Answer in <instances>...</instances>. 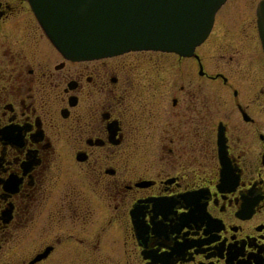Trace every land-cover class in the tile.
I'll use <instances>...</instances> for the list:
<instances>
[{"label":"flooded vegetation","instance_id":"1","mask_svg":"<svg viewBox=\"0 0 264 264\" xmlns=\"http://www.w3.org/2000/svg\"><path fill=\"white\" fill-rule=\"evenodd\" d=\"M222 7L191 54L74 60L0 0V24L31 15L0 46V264L72 240L116 264H264V54L255 18L211 35ZM19 240L33 252L7 257Z\"/></svg>","mask_w":264,"mask_h":264},{"label":"water","instance_id":"2","mask_svg":"<svg viewBox=\"0 0 264 264\" xmlns=\"http://www.w3.org/2000/svg\"><path fill=\"white\" fill-rule=\"evenodd\" d=\"M29 1L54 44L80 59L131 49L189 54L208 34L224 0ZM256 15L264 51V0L257 3Z\"/></svg>","mask_w":264,"mask_h":264},{"label":"rangeland","instance_id":"3","mask_svg":"<svg viewBox=\"0 0 264 264\" xmlns=\"http://www.w3.org/2000/svg\"><path fill=\"white\" fill-rule=\"evenodd\" d=\"M258 0H227L223 7L220 9V13L217 17L216 25L213 29V34H219V28L221 25H224L226 20L228 22L236 21L237 23L242 19L244 20L243 25L246 26L247 31L249 30L251 35H255V28L249 24L252 19L255 18V5ZM26 4V2L24 3ZM20 10H16L10 14L7 22L0 24V31L4 33H0V46L3 41L6 42V46L9 44L13 45L12 41L15 38V34L18 32L12 29L7 32L6 30H10V27L16 25L20 19H22L23 15L31 17L30 13H19ZM227 14L226 19L224 18V14ZM25 18V17H23ZM5 25V26H2ZM227 24H225L226 26ZM225 34H231V31H228V27H224ZM246 31V30H245ZM7 34V35H6ZM3 35V36H2ZM12 41H11V40ZM93 240L95 237L92 238ZM103 241L100 240V244ZM89 247V246H88ZM88 247L79 246L77 241H70L65 244L63 247L56 250V252L51 256V260L49 263L45 264H116V260L120 259L119 255L115 253V250L105 245L95 247L96 249L90 250ZM34 248L32 244H26L23 240H19L14 244L8 246L6 250V256L8 257H16L22 258L27 257L33 252ZM119 254V253H118ZM15 255V256H14ZM28 258V257H27Z\"/></svg>","mask_w":264,"mask_h":264}]
</instances>
